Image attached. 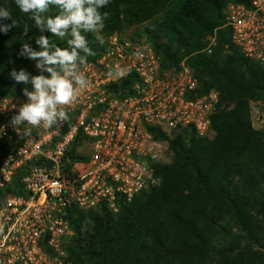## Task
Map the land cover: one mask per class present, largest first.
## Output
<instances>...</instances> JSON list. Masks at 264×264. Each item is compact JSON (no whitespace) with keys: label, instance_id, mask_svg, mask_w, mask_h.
I'll list each match as a JSON object with an SVG mask.
<instances>
[{"label":"trees","instance_id":"1","mask_svg":"<svg viewBox=\"0 0 264 264\" xmlns=\"http://www.w3.org/2000/svg\"><path fill=\"white\" fill-rule=\"evenodd\" d=\"M252 0H110L98 10L107 14L98 34L82 32L96 58L103 41L126 28L141 27L132 37L144 38L165 70L184 60L199 83V93H219L211 117L212 137L192 130L172 137L151 130L167 144L169 163L152 166L159 184L119 201L117 212L106 206L87 212L72 208V237L66 246L73 264H264V132L252 126L251 103L264 104V62L242 55L225 26L228 5L248 7ZM20 27L0 32V98L25 96L31 78L50 76L49 65L31 58L27 44L39 52L40 35L69 48L70 35H51L36 28L15 0H0ZM50 6L45 15L59 14ZM11 20H0L10 24ZM27 25V35L23 27ZM215 37L212 53L203 50ZM49 51H54L49 48ZM83 55V53H81ZM42 65L37 67V65ZM23 70L27 84L10 73Z\"/></svg>","mask_w":264,"mask_h":264},{"label":"built area","instance_id":"2","mask_svg":"<svg viewBox=\"0 0 264 264\" xmlns=\"http://www.w3.org/2000/svg\"><path fill=\"white\" fill-rule=\"evenodd\" d=\"M225 26L244 57L264 62V0L228 5ZM214 46L209 37L203 51ZM116 66L127 75L114 78ZM79 71L88 86L65 106L69 119L50 128L24 123L16 130L11 120L27 97L0 98V264H73L66 253L70 209L116 213L119 201L159 184L152 166L162 141L151 130L213 136L219 93L201 95L184 60L162 69L144 38L107 36Z\"/></svg>","mask_w":264,"mask_h":264},{"label":"clouds","instance_id":"3","mask_svg":"<svg viewBox=\"0 0 264 264\" xmlns=\"http://www.w3.org/2000/svg\"><path fill=\"white\" fill-rule=\"evenodd\" d=\"M110 0H15V4L24 14H31V19L38 29H47L51 35L64 38L70 35L67 43L69 48H60L50 42L49 37L40 35L36 43L43 46V51H32L28 45L23 44V49L28 51L30 57L41 58L44 64L49 65L47 72L50 76L38 75L31 78L32 89L25 88L24 103L15 115L11 124L18 126L27 123L33 127L50 128L58 122L69 119L65 106L70 105L77 98L78 93L88 86L85 75L79 71L81 65H86L87 57L94 55L88 46V41L82 32L98 34L104 28L107 14H102L98 9L107 6ZM50 6H57L59 14L45 15L50 11ZM0 20H11L10 24H0V32L7 34L12 28L20 24L12 19L7 8H0ZM29 28L23 27V34L27 35ZM96 38L103 44V39ZM53 48L54 51H49ZM83 53V55H81ZM42 65L38 64L37 67ZM114 78H123L127 69L116 66ZM10 75L17 83L29 82V76L21 70L19 74L13 70Z\"/></svg>","mask_w":264,"mask_h":264},{"label":"rangeland","instance_id":"4","mask_svg":"<svg viewBox=\"0 0 264 264\" xmlns=\"http://www.w3.org/2000/svg\"><path fill=\"white\" fill-rule=\"evenodd\" d=\"M141 27H132L126 28L123 30L122 34L130 35L132 33H139L141 32ZM106 38H104L105 40ZM43 46L39 47V51H43ZM39 68V67H38ZM251 119H252V126L257 131L264 132V104L261 103H251ZM173 134L171 135V137ZM160 155L158 158V162L161 164L169 163L170 155L168 152L167 144L164 142L160 143Z\"/></svg>","mask_w":264,"mask_h":264}]
</instances>
